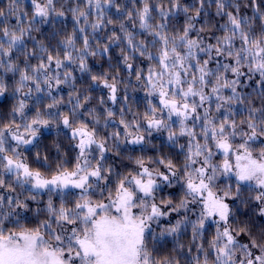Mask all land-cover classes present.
I'll return each mask as SVG.
<instances>
[{
	"label": "snow or ice",
	"instance_id": "snow-or-ice-1",
	"mask_svg": "<svg viewBox=\"0 0 264 264\" xmlns=\"http://www.w3.org/2000/svg\"><path fill=\"white\" fill-rule=\"evenodd\" d=\"M131 3L142 6L0 9V97L15 100L0 116V264H264V224L252 219H264V0ZM69 15L72 30L57 28ZM133 76L155 98L142 113L128 107ZM96 88L107 92L93 105ZM53 129L74 153L60 158L56 143L55 166L40 150ZM167 237L171 251L157 255Z\"/></svg>",
	"mask_w": 264,
	"mask_h": 264
},
{
	"label": "trees",
	"instance_id": "trees-1",
	"mask_svg": "<svg viewBox=\"0 0 264 264\" xmlns=\"http://www.w3.org/2000/svg\"><path fill=\"white\" fill-rule=\"evenodd\" d=\"M185 3H192L193 0H184ZM244 2L246 3L247 0H244ZM120 3L122 4H127L129 9H132L134 7H140L142 6L141 4L137 3V4H132L131 0H120ZM74 6V5H73ZM8 7V0H0V9H4L7 10ZM22 7H28L30 9V0H24V5H22ZM59 7V5H58ZM64 7H67V4L64 5ZM246 13L250 14V10L245 9L244 10ZM215 12V8L210 9V14ZM175 24L176 27H179L181 24H183V16H179L176 20H174L173 22ZM67 31H71L72 30V20H71V16H68V19L65 21L64 25H61L59 22H57L56 27L57 28H61V27H65ZM111 27V26H110ZM45 34H47L48 32L52 31L51 28H49L48 26H45L44 28ZM136 31H138V29H136ZM34 35H39L38 33H34ZM139 38V37H138ZM29 48H31V42H29ZM112 55L114 57V59H118L119 58V50L114 48ZM89 63L91 65V67L93 68L94 72H99L101 70L107 71L108 69V64L105 62V60H102L100 58H89ZM136 64H140V60L138 59L136 62ZM149 64L148 61H143V64L141 65L142 67H145V76L147 75V65ZM121 68H123V65H121ZM0 72H3L2 69H0ZM75 75L78 77V83H77V88L80 89L81 91H85L87 90V83H90V81H87V77L86 76H81V74L79 72L75 73ZM120 75L122 77H125V73L122 71L120 73ZM18 78V77H17ZM87 81V83H86ZM7 82H11L14 83V81L12 80V74L8 73L7 74V79H6V83ZM137 85V81L135 80V77L133 76L131 78L130 81V85L127 88V95L130 98L128 101V107L131 111L135 112V111H139V112H144L145 108L147 107L146 105V98L147 99H152L155 102V98L154 97H148L147 96V89L143 88V87H136ZM124 89V85H121V91L123 92ZM244 91L246 92H251L252 89H245ZM69 92V89L66 87L62 86V91L60 93V95L64 96L65 101L67 100V93ZM106 89H102V88H96L94 90H91L89 92V95H91L93 97L92 100V104L95 105L97 103V100L99 98V96L101 95H105L106 96ZM54 94H56L54 92ZM4 98V97H3ZM253 99L255 100V102L257 104L260 103V100L258 97H256L253 94ZM50 102V98L45 97V104ZM15 103V100L12 97L7 96L6 98L0 100V116H7V114L10 112L12 105ZM111 106V105H109ZM118 111V108L116 109ZM109 131H111V129H109ZM153 139V143L156 144L157 147H159L161 145V143L164 141L165 137L161 134H154ZM56 143H60L61 145H63L61 152L59 154L60 158H64L65 153H68V158L71 160V158L74 156V153L71 149L70 146V141L67 138V134H66V130L65 132H60L59 134H57L56 132H43V135L40 138V150L42 152H45V154H50L51 156V161L53 163V166H55V163L57 162V153L55 151V147L54 145ZM169 149L166 146L164 148V151L167 152ZM35 150H32V155H34ZM153 153V149L152 147L146 146L144 149V152L140 151V148L137 147V150L134 153H129L130 155H134V156H138V155H151ZM182 159V157H181ZM71 199V198H70ZM46 200V197H44V199L41 202H44ZM31 218V217H30ZM241 219H247L246 216H241ZM252 219L254 221L257 222V224H264V220L263 219H259L257 220V218L255 216L252 217ZM257 231H259V228L257 229ZM211 237V232L209 233V238ZM167 244L164 245V248L162 250V252H158L157 255L163 254V255H167V253L169 251H171L172 247H173V240L171 237H167ZM191 239L190 236V232L188 234H185L182 238L180 243H182L185 246V249H187V247H189V241ZM193 255H195V253H193ZM183 264V261H182Z\"/></svg>",
	"mask_w": 264,
	"mask_h": 264
},
{
	"label": "rangeland",
	"instance_id": "rangeland-1",
	"mask_svg": "<svg viewBox=\"0 0 264 264\" xmlns=\"http://www.w3.org/2000/svg\"><path fill=\"white\" fill-rule=\"evenodd\" d=\"M9 97H11V95L9 94L8 95ZM4 99L3 97H0V100ZM56 132L58 130L56 129H53V130H43V132ZM221 186H223V182L221 183ZM47 199V198H46ZM41 203H44V202H41ZM30 215V214H29ZM264 220V219H263ZM167 224V221H163L162 224L160 225V228H162L163 226H165ZM158 231H159V228H158Z\"/></svg>",
	"mask_w": 264,
	"mask_h": 264
}]
</instances>
